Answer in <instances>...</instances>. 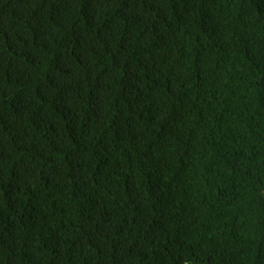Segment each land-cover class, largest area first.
Returning <instances> with one entry per match:
<instances>
[{
  "label": "trees",
  "instance_id": "obj_1",
  "mask_svg": "<svg viewBox=\"0 0 264 264\" xmlns=\"http://www.w3.org/2000/svg\"><path fill=\"white\" fill-rule=\"evenodd\" d=\"M0 264H264V0H0Z\"/></svg>",
  "mask_w": 264,
  "mask_h": 264
}]
</instances>
